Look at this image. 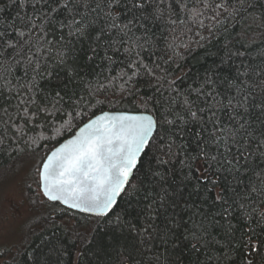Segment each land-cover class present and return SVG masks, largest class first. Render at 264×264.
Here are the masks:
<instances>
[{"label":"snow or ice","instance_id":"snow-or-ice-1","mask_svg":"<svg viewBox=\"0 0 264 264\" xmlns=\"http://www.w3.org/2000/svg\"><path fill=\"white\" fill-rule=\"evenodd\" d=\"M26 166L0 264H91L105 220L111 264H264V0H0V183Z\"/></svg>","mask_w":264,"mask_h":264},{"label":"rangeland","instance_id":"rangeland-1","mask_svg":"<svg viewBox=\"0 0 264 264\" xmlns=\"http://www.w3.org/2000/svg\"><path fill=\"white\" fill-rule=\"evenodd\" d=\"M31 175V171L26 166L22 171L7 177L0 183V228L4 230L7 242H13L21 235L31 215L27 206L30 193L26 187ZM36 211L46 212V209L38 208Z\"/></svg>","mask_w":264,"mask_h":264},{"label":"trees","instance_id":"trees-1","mask_svg":"<svg viewBox=\"0 0 264 264\" xmlns=\"http://www.w3.org/2000/svg\"><path fill=\"white\" fill-rule=\"evenodd\" d=\"M195 67H196V65H193V70H195ZM8 163L9 162H5L4 166H7ZM45 209H46V211H50L51 206H49L48 208H45ZM73 215H75V217L79 221V223L84 226V227L78 229V231L83 232L85 230V228L90 226L89 225V218L85 214L73 213ZM91 227H93V229H94L95 239L98 243L97 244H89V245L85 246L88 248V251L86 253H84L85 259L87 261H90L91 264H111L112 257H110L108 255V249L105 248L104 251H98L97 249L99 246L107 245L110 238L113 235H118V234H114L111 232V226L108 225L106 220L99 225H91ZM61 236H63V233H61ZM63 242H64L65 246L68 247L69 250L71 251V249H72L71 238L69 237L67 239H64Z\"/></svg>","mask_w":264,"mask_h":264}]
</instances>
